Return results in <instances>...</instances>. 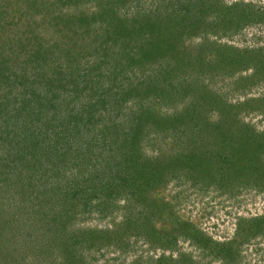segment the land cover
Returning <instances> with one entry per match:
<instances>
[{
    "label": "rangeland",
    "instance_id": "1",
    "mask_svg": "<svg viewBox=\"0 0 264 264\" xmlns=\"http://www.w3.org/2000/svg\"><path fill=\"white\" fill-rule=\"evenodd\" d=\"M0 264H264V0H0Z\"/></svg>",
    "mask_w": 264,
    "mask_h": 264
},
{
    "label": "trees",
    "instance_id": "2",
    "mask_svg": "<svg viewBox=\"0 0 264 264\" xmlns=\"http://www.w3.org/2000/svg\"><path fill=\"white\" fill-rule=\"evenodd\" d=\"M228 23V22H227ZM240 27V26H239ZM239 27H236V28H234V29H231V27L230 28H228L229 29V31H239L238 29H239ZM228 34H230L229 32H228ZM211 45V44H210ZM209 55V54H208ZM190 91V90H189ZM120 94L121 95H123L122 93H121V90H120ZM109 95H110V92H109ZM111 97V96H110ZM122 99H125V98H122ZM263 101V100H262ZM227 104V103H226ZM259 106L261 107L260 109H262L263 108V106H262V104L260 103L259 104ZM224 111V110H223ZM222 111V112H223ZM225 112V111H224ZM233 117V116H232ZM175 119L177 118V117H174ZM222 121H223V118H222ZM229 121H227V120H225V122H224V126H225V130H224V132H226L227 133V137L229 138V135L231 134L233 137H234V127H233V125H231V123H228ZM223 125V124H222ZM225 137H226V135H225ZM235 148H233V149H231V150H229V152H226L225 154H224V156H223V158H221V160L219 161V163L220 164H222V166H227L226 168L228 169V168H230V166H231V164L236 160V158L234 157L235 155H239V157H237V160H245V161H248L247 163H253V161H254V158H256V157H251V155L249 154V152H247V150H241V148H238V150H239V152H237V153H235ZM241 150V151H240ZM242 151H243V153H242ZM242 153V154H241ZM236 160V161H237ZM235 161V162H236ZM243 165V164H242ZM248 165V164H247ZM244 167L245 166H241V170H243L244 169ZM258 167V166H257ZM201 169V168H200ZM257 169V168H256ZM228 171V170H227ZM238 171H239V168H238ZM210 172H209V170H207V169H201V172H200V176L202 177V176H204V175H207V174H209ZM228 174V173H227ZM197 177H198V175H197ZM248 180H245L244 182H247ZM222 189H224V188H222ZM226 189V188H225ZM228 190H220V193H226ZM200 241L198 242L199 244H203L204 246H206V247H212V246H210L209 245V243H210V241L207 239H203V238H201V239H199ZM198 244V245H199ZM162 257V256H161Z\"/></svg>",
    "mask_w": 264,
    "mask_h": 264
}]
</instances>
